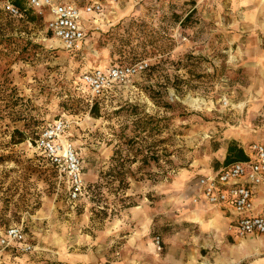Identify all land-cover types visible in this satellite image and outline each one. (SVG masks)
<instances>
[{
	"label": "rangeland",
	"instance_id": "obj_1",
	"mask_svg": "<svg viewBox=\"0 0 264 264\" xmlns=\"http://www.w3.org/2000/svg\"><path fill=\"white\" fill-rule=\"evenodd\" d=\"M7 1L0 210L33 249L6 250L0 264H251L223 246L238 241L229 226L219 240L189 199L197 175L222 164V146L264 141V0H98L79 51L47 29L48 13L11 0L24 9L11 15ZM140 61L145 70L101 98L79 81ZM60 117L82 161L76 201L33 143Z\"/></svg>",
	"mask_w": 264,
	"mask_h": 264
},
{
	"label": "built area",
	"instance_id": "obj_2",
	"mask_svg": "<svg viewBox=\"0 0 264 264\" xmlns=\"http://www.w3.org/2000/svg\"><path fill=\"white\" fill-rule=\"evenodd\" d=\"M27 5L38 14L48 13L47 29L68 51L82 49L87 35L83 21L102 11V4L97 0L84 5L66 0H27ZM5 9L11 15L20 14L11 0L6 2ZM146 67L147 63L143 61L108 64L85 70L80 80L92 98H101ZM67 128L64 118H56L42 126L33 143L57 175L67 181L69 200L76 201L84 190L82 161L67 136ZM248 150L245 159L232 161L215 173L199 176L197 196L193 198L194 203L202 198L211 206H231L236 215L229 228L238 237L264 235V206L257 208L254 204L256 187L264 186V142H252ZM155 241L159 247L158 236ZM6 248L30 252L33 245L27 240L21 225L5 224L0 219V250Z\"/></svg>",
	"mask_w": 264,
	"mask_h": 264
},
{
	"label": "crops",
	"instance_id": "obj_3",
	"mask_svg": "<svg viewBox=\"0 0 264 264\" xmlns=\"http://www.w3.org/2000/svg\"><path fill=\"white\" fill-rule=\"evenodd\" d=\"M66 1L77 3L76 0H66ZM100 14L101 12L97 15H100ZM89 18L90 16L85 18V20L83 21L87 34L89 31V26H88ZM94 22H97V20H94ZM86 41H87V35L83 42L82 48L85 46ZM252 142H256V141H252ZM252 142H248L246 145H244V144L236 143L232 141L228 145L222 146L219 149L220 154L217 156L218 161L222 164L218 168L211 167L207 169L206 171L197 175L196 179L194 180L193 186H192L193 190L191 192L189 201L193 202V198L197 196V179L199 176L215 173L219 171L223 166L231 163L232 161L245 159L249 154L248 146ZM232 143H235L238 146V148L241 150V155L238 157H234L231 154V156L228 159L227 158L228 146ZM195 204H196L195 209L197 208L199 210H196V212L193 211L192 214L196 218H202L206 224L210 225L213 229L214 234L218 236L219 240L223 239L224 236L227 235V233H229L226 230L227 228L226 226H229L230 222L235 218L236 214L234 212V209L229 205L211 206L207 204V202L202 198H200L199 201ZM254 204L257 208L264 206V186L256 187L255 193H254ZM0 219L5 224H16V223H6L5 221H3L1 217V210H0ZM229 234L233 235V238L238 239V241H235L234 243H223V246L230 245L231 248L228 250L230 252V255L233 253L238 254V253H242L246 251L247 253L254 255L251 261V264H264V235H249L245 237H238L231 230ZM244 238H247V239L242 240ZM250 240H255V243L252 244ZM241 241H245L243 243L245 245H251V247H245L242 245V247L244 248H239V244L241 243ZM6 250H15V249L6 248L3 250H0V256Z\"/></svg>",
	"mask_w": 264,
	"mask_h": 264
},
{
	"label": "trees",
	"instance_id": "obj_4",
	"mask_svg": "<svg viewBox=\"0 0 264 264\" xmlns=\"http://www.w3.org/2000/svg\"><path fill=\"white\" fill-rule=\"evenodd\" d=\"M15 4V6H17L20 10V14L23 12L24 9H22L19 5V2H13ZM28 18L31 20V19H34V16H28ZM118 64V63H117ZM85 71V70H84ZM83 71V72H84ZM82 74V72H81ZM81 74L79 76V81L80 83L82 84L81 80H80V77H81ZM83 85V84H82ZM231 154L234 156V157H238L241 155V150L238 148V146L235 144V143H232L228 146V154H227V158L229 159V157L231 156ZM226 158V159H227ZM227 159V160H228Z\"/></svg>",
	"mask_w": 264,
	"mask_h": 264
},
{
	"label": "bare ground",
	"instance_id": "obj_5",
	"mask_svg": "<svg viewBox=\"0 0 264 264\" xmlns=\"http://www.w3.org/2000/svg\"><path fill=\"white\" fill-rule=\"evenodd\" d=\"M250 242H251L252 244H254V243H255V240H250Z\"/></svg>",
	"mask_w": 264,
	"mask_h": 264
}]
</instances>
